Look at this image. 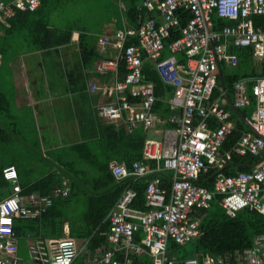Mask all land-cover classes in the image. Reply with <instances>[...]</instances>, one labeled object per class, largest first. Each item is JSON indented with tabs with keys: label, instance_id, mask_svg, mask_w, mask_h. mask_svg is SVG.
Listing matches in <instances>:
<instances>
[{
	"label": "built area",
	"instance_id": "2783aa9c",
	"mask_svg": "<svg viewBox=\"0 0 264 264\" xmlns=\"http://www.w3.org/2000/svg\"><path fill=\"white\" fill-rule=\"evenodd\" d=\"M38 5L39 0H0V23L6 25L15 10L34 11ZM138 8L152 15L139 17L134 27L122 18L121 28L115 29L112 45L118 57L104 61L101 67L117 69L123 63L126 73L103 89L110 100L99 104L95 114L124 130L138 125L153 128L160 123L153 109L157 100L154 84L142 72L143 64L149 62L164 85L172 88L166 101L172 112L170 120L177 126L165 132L163 141L145 140L141 158L130 167L110 162L116 181L150 179L143 209L132 206L137 194L127 187L108 212L107 241L112 249L103 253L99 263L123 264L114 258L123 253L126 257L146 254L152 264H264V234L255 235L251 246L236 252L232 260L209 256L199 260L194 256L179 262L167 252L170 241L182 245L201 235L202 217L196 212L207 209L216 196L230 217L244 209L264 215V158L247 171L236 170L231 175L221 172L235 155L258 156L264 151V0H141ZM123 9L122 2L121 13ZM213 14L234 24L214 29ZM255 17L263 18V22L255 25ZM100 42L107 45L109 39ZM236 47L251 49L262 75L251 86L254 110L246 118L248 130L230 150L220 152L235 123L218 85V69L223 75L238 65V55L231 51ZM178 54H184L183 65L178 64ZM248 85L247 79H240L232 86L231 103L236 110L251 101ZM96 90V84L90 83L88 91ZM212 170L216 171L212 190L198 185L199 176ZM161 171L171 174L169 187L162 185L157 175ZM2 176L9 193L0 195V264H18L14 220L40 218L54 197L66 196L69 190L65 181L48 195L22 194L13 165L3 168ZM138 231L142 237L136 241ZM28 251L32 264H71L78 254L76 240L68 234L56 240L31 241Z\"/></svg>",
	"mask_w": 264,
	"mask_h": 264
},
{
	"label": "trees",
	"instance_id": "16d2710c",
	"mask_svg": "<svg viewBox=\"0 0 264 264\" xmlns=\"http://www.w3.org/2000/svg\"><path fill=\"white\" fill-rule=\"evenodd\" d=\"M3 1L7 2L9 0ZM69 3L70 0H39V5L34 11L15 10L14 15L7 20L6 25L0 23V70L3 72L2 79L6 77L4 66L7 64L8 58L6 56H8V52H10L9 58H12L25 48L33 51L34 49L56 46L70 40L72 30H76L77 28L71 26L56 27L55 24L49 21L50 17L56 15L57 10L63 6H68ZM123 4L125 6L123 14L130 24H135L139 17L145 18L152 15V13L138 8L140 0H123ZM259 20L257 17L254 19L255 23ZM213 21L214 29L227 24L226 21L217 18ZM232 52L236 54L249 53L251 49L236 47L232 48ZM177 59L179 65L185 63L184 54H178ZM142 72L144 78L154 84V92L157 97L153 106L154 111L166 119L170 114V110L168 103L164 100L165 93L171 94L172 88L164 85L151 63L145 62ZM229 73H223L222 75L228 95L232 94L234 82L242 79L238 76H231ZM6 79L9 81L8 76ZM2 88L0 86V143H5L9 141V134L13 136V129L9 127V124L13 125L14 122L6 121L7 118L13 119V111L10 108L9 99ZM249 91H251V88ZM216 94H218V90H215ZM249 97L251 99L249 107L237 109L238 115L229 109L231 117L235 120V129L221 146L220 152L230 150L238 141L241 133L247 130L246 125L240 118L251 113L254 107L252 94ZM164 127L173 128L174 125L165 121ZM147 136L149 135L142 128H137L134 131H129L127 137L123 132L121 138L111 142L106 143L102 138H99V140L92 141L89 145L79 144L73 146L74 152H70L71 158L57 156L56 159L59 161L57 163L48 159L53 167L57 168L58 172L52 171L29 184H24L19 180L22 194L39 193L47 195L50 194L51 189L61 186L60 175L63 174L69 180L70 192L68 195L54 200L47 212L38 219L16 218L13 223L15 235L18 238H25L26 236L33 238V222L51 215L50 217H56V220L58 218L61 222L59 235H63V223L67 221L69 236L80 241L89 254H99L97 262L93 264H100L99 260L103 253L112 249V245L107 241V233L109 231L108 212L113 208L115 202L127 187L133 188L137 194L132 206L143 209L145 188L147 181L150 179V177L127 178L122 181H116L109 169V163L111 161L122 162L127 167H130L133 161L141 158L143 144ZM263 158L264 151L258 156L251 154L245 156L235 155L232 162L223 168L221 172L231 175L235 170L247 171ZM10 165L16 168L18 177L20 174L16 163H2L0 160L1 196L8 195L9 186L2 176V170ZM215 174L216 171L212 170L207 174L200 175L197 181L198 185L212 190ZM157 175L160 176L163 186H170L171 174L169 172L161 171ZM219 201L220 198L216 196L210 202V206L207 209H200L196 212L198 216L202 217L199 226L201 235L198 238L187 241L182 245H178L173 241L168 243L167 252L170 258H178L179 262L185 260L176 255L173 256V254L187 243L194 241L195 250L192 253V257L197 256L199 260L206 256L215 259L232 260L236 252H243L251 246L255 235L264 234V215L244 209L239 211L234 217H230L219 205ZM79 202L85 203V209L82 214L68 216L67 212L69 210L61 208L65 204H70L73 207ZM134 237L138 241L141 239L142 233L138 231ZM78 255L71 264H74L78 258L81 262L83 261L82 255ZM114 258L121 263L128 259L132 261V264H152L150 257L146 254H142V256L129 254L126 257L123 253H117L114 255Z\"/></svg>",
	"mask_w": 264,
	"mask_h": 264
},
{
	"label": "crops",
	"instance_id": "0c3cea01",
	"mask_svg": "<svg viewBox=\"0 0 264 264\" xmlns=\"http://www.w3.org/2000/svg\"><path fill=\"white\" fill-rule=\"evenodd\" d=\"M123 7L125 9L124 4ZM211 17L212 20L217 18L226 21V25L234 24L233 21L218 18L216 14ZM123 18L125 19L124 14ZM257 18L260 20L257 23L254 21L255 25L263 22V18ZM125 22L129 26L134 27L136 25V23L130 24L126 19ZM117 28H121V23H104L102 28L98 29L80 27L72 30L68 42L47 48L34 49L33 51H22L14 57L8 58L4 69L8 72L5 73V76H8L10 84V97L8 98L10 108L15 112H19L22 109L31 111L32 109L33 127L38 131L37 139L40 141L38 144L42 148V152L41 150L40 152L42 157H45V160L49 159L57 163L59 162L56 159L57 156L71 158L70 152H74L73 146L79 144L89 145L92 141L99 140V138H102L106 143L111 142L121 138L123 132L127 137L129 131H134L137 128H142L149 135L145 140L163 141L165 132L177 126L176 123L170 120L172 112L166 119L155 112L160 117L161 122L153 128L138 125L126 130L115 122L106 121L96 116V107L110 100L103 93V89L113 85L116 80L122 79L126 73L123 63H120L117 69H104L101 67L104 61L115 60L118 57V50L112 45V35ZM102 38H108L109 43L102 45L100 42ZM237 55L239 58L238 65L230 69L229 75L247 79L249 81V91L252 86L250 84H253L255 78L260 77V66L257 69L252 66L255 58L252 57L251 52L237 53ZM2 76L3 72L0 70V84L3 81ZM90 83H95L98 87V90L94 93L88 91ZM218 85L220 86L219 79ZM165 94L164 100L167 102L166 100L171 94L168 92ZM228 97L231 100L232 94L230 93ZM253 110L254 107L251 113L240 118L246 125L247 130L246 118L252 115ZM232 120L235 123L233 118ZM6 121L14 122L15 120L14 118H7ZM165 121L173 124L174 127L165 128ZM48 163L51 169L43 173V175L52 171L58 172L50 161ZM36 180H33V182ZM60 180L62 181L61 185L66 181L65 187L70 192L69 180L65 175L61 174ZM59 197H54L53 201ZM50 216L48 215L46 218L34 221L33 238L31 236H26L25 238L17 237V243H19L20 239L24 240L28 249V243L37 239L56 240L65 237L67 234L69 236L67 221L63 223V235L60 236L61 222L58 218L56 220V217ZM123 264H132V261L126 259Z\"/></svg>",
	"mask_w": 264,
	"mask_h": 264
},
{
	"label": "rangeland",
	"instance_id": "374dc122",
	"mask_svg": "<svg viewBox=\"0 0 264 264\" xmlns=\"http://www.w3.org/2000/svg\"><path fill=\"white\" fill-rule=\"evenodd\" d=\"M122 0H70L68 6H63L57 10L56 15L49 18L50 23L56 27L71 26L74 28L87 27L90 29L102 28L104 23H121L123 13L119 10ZM25 46V45H23ZM23 49L22 51H26ZM12 51V50H10ZM10 57V52L8 56ZM252 66L257 69L259 61L256 58ZM25 67V65H24ZM5 73H8L5 71ZM6 96L10 97L9 81L3 79L0 84ZM31 111L20 110L12 112L14 124L10 125L13 129V136L9 134V141L0 143V160L2 163L14 162L19 167V178L24 184H29L40 178L43 173L51 169L48 160L42 157V148L38 144V131L33 127V118ZM41 150V152H40ZM68 209L67 215L82 214L85 209V203L79 202L75 206L70 204L61 207ZM78 256L83 257V261L78 258L74 264H93L97 262L99 254L91 255L87 252L80 241H77ZM195 250V242L187 243L173 254L182 259L192 257ZM19 264H32L29 257L27 244L24 240L19 241Z\"/></svg>",
	"mask_w": 264,
	"mask_h": 264
},
{
	"label": "water",
	"instance_id": "95a60500",
	"mask_svg": "<svg viewBox=\"0 0 264 264\" xmlns=\"http://www.w3.org/2000/svg\"><path fill=\"white\" fill-rule=\"evenodd\" d=\"M218 79H219L220 86H221V88H222V90H223L224 96H225V98H226V100H227V102H228V107L230 108V110H231L234 114L238 115L237 110L233 107V105H232V103H231V100L229 99L228 94H227V92H226V90H225L224 83H223V79H222V74H221L220 69H218ZM247 126H248V125H247ZM249 128H250V127H249ZM250 129H251V128H250Z\"/></svg>",
	"mask_w": 264,
	"mask_h": 264
},
{
	"label": "bare ground",
	"instance_id": "6f19581e",
	"mask_svg": "<svg viewBox=\"0 0 264 264\" xmlns=\"http://www.w3.org/2000/svg\"><path fill=\"white\" fill-rule=\"evenodd\" d=\"M245 109V108H244Z\"/></svg>",
	"mask_w": 264,
	"mask_h": 264
}]
</instances>
